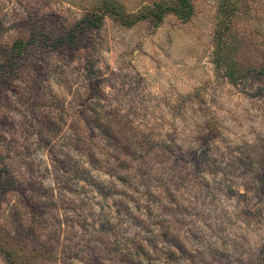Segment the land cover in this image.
I'll return each instance as SVG.
<instances>
[{
    "label": "rangeland",
    "instance_id": "374dc122",
    "mask_svg": "<svg viewBox=\"0 0 264 264\" xmlns=\"http://www.w3.org/2000/svg\"><path fill=\"white\" fill-rule=\"evenodd\" d=\"M0 264H264V0H0Z\"/></svg>",
    "mask_w": 264,
    "mask_h": 264
},
{
    "label": "trees",
    "instance_id": "16d2710c",
    "mask_svg": "<svg viewBox=\"0 0 264 264\" xmlns=\"http://www.w3.org/2000/svg\"><path fill=\"white\" fill-rule=\"evenodd\" d=\"M224 8H225V11L226 12H230V2H224ZM153 19H156L157 17L156 16H153L152 17ZM230 78L233 79L234 78V73H230Z\"/></svg>",
    "mask_w": 264,
    "mask_h": 264
}]
</instances>
